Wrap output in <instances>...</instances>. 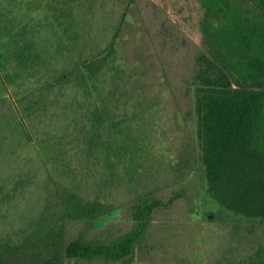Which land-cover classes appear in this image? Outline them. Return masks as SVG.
I'll use <instances>...</instances> for the list:
<instances>
[{
	"label": "rangeland",
	"instance_id": "rangeland-1",
	"mask_svg": "<svg viewBox=\"0 0 264 264\" xmlns=\"http://www.w3.org/2000/svg\"><path fill=\"white\" fill-rule=\"evenodd\" d=\"M35 1L3 4L9 27L35 26L43 52L35 76L13 83L3 77L16 68L4 71L0 56V246L44 233L42 214L67 189L115 207L94 221H68L67 242L117 238L135 226L130 209L139 195L179 192L173 206L155 211L129 264H264V218L235 214L208 191L193 82L207 45L203 0H70L73 15L52 25L44 0ZM233 1L256 13L253 0ZM118 31L117 59L95 82L58 83L43 95L40 118L24 123L18 98L80 58L105 55ZM110 97H121L120 106ZM99 113L108 116L100 130Z\"/></svg>",
	"mask_w": 264,
	"mask_h": 264
},
{
	"label": "trees",
	"instance_id": "trees-1",
	"mask_svg": "<svg viewBox=\"0 0 264 264\" xmlns=\"http://www.w3.org/2000/svg\"><path fill=\"white\" fill-rule=\"evenodd\" d=\"M4 1L0 0V45L6 49L0 56L5 58L4 71L6 67L16 68L14 72L6 71L3 77L13 83L19 74L28 75L26 78L35 76L43 51L34 25L9 27L12 20L3 11ZM44 2L52 14L48 23L62 24L75 10L70 0ZM35 3L43 6L41 0ZM253 3L256 13L252 17L233 0H203L202 29L207 45L197 56L193 82L209 193L235 214L264 218V0ZM120 34V31L116 33L105 55L80 58L55 82L43 83L18 98L24 123L40 118L45 108L43 95L58 83L87 88L90 82H95L116 61ZM122 72L123 69H117L120 79ZM124 87V81L118 82L117 88ZM121 99L110 97L109 104L117 108ZM105 112L108 114L107 108ZM106 118L107 115L99 113L97 129H101ZM97 138L101 139V134ZM181 197L179 192L167 200L154 193H143L135 198L130 209L135 226L127 233L110 241L76 238L67 242L68 221H94L115 209L101 200H87L67 189L42 214L39 223L44 233L28 244L1 245L0 264H84L97 260L129 264L155 211L170 208Z\"/></svg>",
	"mask_w": 264,
	"mask_h": 264
}]
</instances>
